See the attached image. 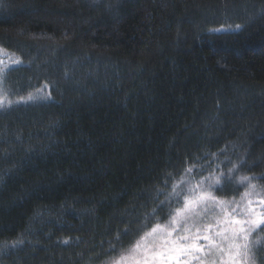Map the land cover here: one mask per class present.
I'll return each instance as SVG.
<instances>
[{
  "label": "trees",
  "instance_id": "obj_1",
  "mask_svg": "<svg viewBox=\"0 0 264 264\" xmlns=\"http://www.w3.org/2000/svg\"><path fill=\"white\" fill-rule=\"evenodd\" d=\"M0 104V264H110L204 193L264 215V0H0Z\"/></svg>",
  "mask_w": 264,
  "mask_h": 264
},
{
  "label": "rangeland",
  "instance_id": "obj_2",
  "mask_svg": "<svg viewBox=\"0 0 264 264\" xmlns=\"http://www.w3.org/2000/svg\"><path fill=\"white\" fill-rule=\"evenodd\" d=\"M206 195L207 194L204 193L198 196L197 199L203 197L205 202L195 205L194 210L190 207L186 212L184 211L185 206H183L179 209V215H177L178 211H176L174 215V217H176V222L174 223L172 219L171 226L170 224L166 226L161 225L157 234L149 236L151 238L144 244L149 248L153 245H156L159 248L165 239L169 242L179 240L180 243L187 245H207L209 243H214L219 245L220 248L223 249V252H219L211 258L204 257L203 260L195 261L194 264H211L212 259L215 260V264H231L229 260V245L233 242L230 239H225V236L231 237V231L234 228L239 227V225L234 224L233 221L254 220L255 218L253 216H240L237 218L236 215L232 214V210H229L228 212L223 210V204L217 201L214 202ZM194 200H196L195 195L193 198L188 199V201ZM169 233H171V235H169ZM218 233L219 235H217ZM204 236L210 237V240H204ZM183 237H186L187 239H180ZM254 238V235H249L248 237L252 246ZM169 246H171V244H169ZM132 249L133 248H131V250ZM131 250L110 264H134ZM244 264H252V257L248 256V259Z\"/></svg>",
  "mask_w": 264,
  "mask_h": 264
},
{
  "label": "snow or ice",
  "instance_id": "obj_3",
  "mask_svg": "<svg viewBox=\"0 0 264 264\" xmlns=\"http://www.w3.org/2000/svg\"><path fill=\"white\" fill-rule=\"evenodd\" d=\"M240 27L241 26L239 25L236 26L237 29H239ZM217 31H223V29ZM0 106H2V104H0ZM235 170H237V165L233 164L232 168L228 170L229 176ZM187 171L191 172L192 169H188ZM252 179H256V177L242 176L240 177V182H249L250 191H255L256 185L250 184V181ZM213 182L215 183L217 188H221L223 186L220 183L219 178H214ZM248 194L249 193H245L244 195L247 196ZM202 202H205L203 197L194 201L186 200L184 211L187 212L190 207H192L194 210L195 205H199ZM164 203L165 202H161L158 208L154 209L153 213L150 215H154L155 212L159 210V208H162L164 206ZM179 214L180 213L178 210L177 215ZM249 215H251V213H249ZM173 222H176V217H173ZM233 223L239 225V227L234 228L231 231V237L225 236V239H230L233 242L229 245V260L231 264H244V262L248 259V253L252 247L248 237L254 230L260 227H264V215H261L256 220H236L233 221ZM159 229V225L154 227L151 233H147L145 237H142V241L149 236H154L155 234H157ZM124 234H127V230H125ZM169 235H171V233H169ZM217 235H219V233ZM180 239L187 238L183 237ZM203 239L208 241L210 240V237L204 236ZM65 243H67V241H65ZM259 243L260 241H256V244ZM169 244H171V246H169ZM14 246L15 245H13V247ZM219 252H223V249L220 248L219 245L214 243H209L207 245H187L180 243L179 240L169 242L165 239L163 244L160 245L159 248L156 245H153L149 248L141 241H137V244L131 250V256L134 260V264H194L195 261L203 260L204 257H214ZM211 264H215L214 259H212Z\"/></svg>",
  "mask_w": 264,
  "mask_h": 264
}]
</instances>
